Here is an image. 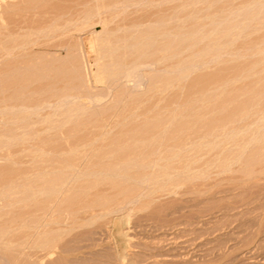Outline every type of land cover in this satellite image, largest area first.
Listing matches in <instances>:
<instances>
[{
    "label": "rangeland",
    "instance_id": "rangeland-1",
    "mask_svg": "<svg viewBox=\"0 0 264 264\" xmlns=\"http://www.w3.org/2000/svg\"><path fill=\"white\" fill-rule=\"evenodd\" d=\"M19 1L20 0H0V40L3 39L6 41V35L14 30L20 34V36L16 37L15 41L11 43L13 47L11 53L7 54L4 50L0 51V64L12 57H16V59H24L23 61L18 60V62H16L17 66L23 67L25 65L24 61L28 57L33 58V56H36L40 59H47L64 55L65 49L61 50L63 47H60V45L63 44V42L67 43L66 40H68V43H73V52L76 57L78 55L77 58L80 64L79 70L81 77L88 86L81 87L79 91L81 90L80 92H83L82 94L101 91L100 93H102V97L98 101L96 100L92 102L83 99L81 102H78L79 105H76L77 103L74 102L75 106L80 108L75 111L77 114L79 113V115L69 110L67 111L72 112L73 115L66 114V111L65 113H60V115H49L52 112V108L50 107V109L46 107L31 113L20 111L15 108L13 112L5 113V108L0 107V134L14 137H12L13 139L11 140H7L5 136L0 135V169H9L13 172H27L26 174L27 176H30L31 181L37 182V165H44V158H53L52 155H49L50 153L47 155L46 153L38 154L34 149V147L39 145L40 139L47 141L50 138V142H48V140L47 145H45L47 149H51L52 147L54 149L66 148L67 143L65 140L68 133L75 132L73 138L76 139L83 137L82 142L94 140L93 142L91 141V143L84 145V148L79 146V150L76 153H79V151L80 154L86 153V151L89 153L88 151L90 150L92 151H90V153H93L95 150L93 148H96V145L98 148L101 147L100 149L104 148V145L108 143L109 139L115 136V134L117 135L120 129L125 126L136 125L138 122L140 123V121L143 120L142 117L152 118L151 116L155 115L157 118H160L161 122L164 121V124L168 125L169 121H167V117H170L173 112L181 111L179 106L176 108V104L181 103L186 98L190 100L189 107L191 106L192 110L189 107L187 110H184L190 112V123L192 127L196 129L195 132L191 134L190 138L191 140L194 139V142L198 144L196 146L194 143V147H192L189 152L180 151V154L182 152L191 154V151L194 153L195 150L198 149L197 151H199L198 153H200V157L198 156L199 154H196L197 152H195L196 155L194 158L199 157V159L195 160V162L191 161L189 165L190 168L188 169V171L191 170L190 172L180 169L183 165V160H181L182 162H179V160H173L171 163L167 162L166 165L168 164L167 167H170L169 170H171L172 167L174 168V166L179 169H172L169 173L170 175L165 174V177H158L155 184L148 180L140 181L134 178L129 179L130 176L132 177L141 173H146V169L151 170L153 166H150L151 168L148 166L147 168H141L139 165H132V167L128 166L126 169L124 168V171L126 170L125 172L129 176L122 173L124 177L122 174L115 175L113 172L108 173V175L103 173L97 175L78 173V175L73 172L74 175L69 173V176H67V171L70 172L71 168L70 170L66 169L64 171V174H66L64 177L62 175V179L65 178V183L70 182L64 185V189L71 188L72 190H67L69 193L65 191L67 193L64 192V195L68 196L72 193H77L76 195L79 196L74 204L70 206V210H73L71 211L73 212V216L70 215L72 214L71 212L62 211V213H58V215H60L59 218L54 219L55 215H57L56 210H50V214L47 218L50 220L45 227H41L48 235H50L49 232L52 233L50 242L45 244L36 245V243L33 242L42 235V232H40L42 231L41 228L23 225L16 226V224H14L16 222L31 223L39 217L41 214L39 210L33 211V209H30L36 208L34 202L37 200L36 198H41L42 194L40 195L38 192L35 193L36 195H31L29 192L30 195H28V191H30L26 190L30 189L28 186H24L26 194L17 193L15 191H13L15 194L12 192L9 193L10 191H4L3 193L0 192V206L2 205L3 207V209H0V212L2 213H0V222L2 219L3 222L7 219L5 222L7 224L11 223L8 224L9 226L14 225V230L10 227L11 229L9 231L7 230L0 238V264H10L8 263V260L4 259L7 256L5 252L6 250H15V239L17 237L24 239L22 240L24 241L22 246L27 243L29 245V248L28 245H26V247L23 246L24 248L20 246L22 253H17L18 258H23L21 261H24L25 258V264H264V116L258 121L259 124L258 122L257 124L252 123L253 126L251 124V126L249 125L251 128L247 129H245V127L249 122L247 124L245 123V120H247L246 118H248L247 121H251L249 120L250 117H247L248 114L246 117L244 116L245 118L237 117L236 119V116H234L233 122H235V120H238L239 122L237 123L236 121L233 123L230 121L226 123L224 132H226L227 129H235L234 131H236V128L239 129L240 126L244 128L238 133L225 134L226 136L217 135L221 130L217 131V129H215V131L211 129L213 127L212 123H214L216 119L222 118V115L228 111L235 110L244 99L251 97L252 94H249L250 91L252 93L257 91L255 94H258V96H256V99L258 100L254 102L255 106H252V102V104L248 102V109L251 108V111H264L262 109L264 105V92H262L264 88V82H262L264 81V0H125V2L123 0H52V2L56 3L59 7V12H47L34 15L26 14L22 16V18L29 23V26L26 28H18L17 30L12 25V19L17 16L12 13L8 6ZM85 12L89 14L91 13L90 16L87 17L88 19L86 17L83 18ZM145 14H151L149 16L150 20L153 19L152 15L155 17L154 20L156 23L154 20L151 22L152 24L154 22L155 25L159 23V25L157 24L158 27L156 26V28H158V30L156 29L157 31L162 30L163 26L164 30L169 29L172 31L168 32V30H166L169 35L164 34L166 33L164 31V33L162 32L164 35L159 33L161 31L156 34L154 33L155 36H157L158 33L159 35L155 37V39H152L151 42L155 40L152 46H162L170 39L173 41L177 40L179 42V44H177L179 47L177 46L176 50L179 49L180 51L175 50L178 53L175 52V56H172L171 58L169 57L168 60H166L167 58H162L165 60H161L162 62L158 61L159 64L155 63V69L158 68L157 71L154 69L157 75H152V65L143 66L136 70L138 76H134L133 79H130L129 81H126L123 78L119 79L116 84H112V87H109L107 90V82L110 83L112 79L101 74V72L97 70L96 65L97 62H100L98 59L99 57L102 61L107 60L108 57L106 56H111L106 55L103 57L104 54H101L102 52L104 53L105 50L101 49L103 48L102 46H106L103 40L108 39L105 40L107 43V41L112 39L109 44L107 43L109 46L115 41L117 34L120 35L123 33V31H121L123 29L118 26L128 21L131 17H137L139 15L140 17H137L139 19ZM183 14L186 16L184 17ZM166 15L169 18L166 17ZM171 17H173V20ZM73 18L74 21L71 22L73 23L72 27L69 19L73 20ZM65 20L69 22L65 23ZM149 22L145 21L144 23L146 25H151ZM51 23H54L53 25H55V27H50ZM60 25L63 28H61ZM155 25H152L151 28L148 27V29H152L153 32H156L153 29ZM181 25L182 28L180 27ZM46 26L49 28H46ZM56 27L60 29H57ZM145 27V25L141 26L139 32H142L141 34L143 36V32L146 31L147 36L152 38V30L150 32L151 35H149L148 30H143L146 29ZM135 28L136 27L132 29L134 30ZM116 29L118 30L116 31ZM200 30H202L201 33ZM47 31L50 32L47 33ZM58 31H63L61 34H65L63 36L61 34L58 35ZM64 31L68 33L66 34ZM134 31L136 32V29ZM187 31L188 35L186 34V36L191 37H188V39L185 38V42V40L180 38ZM193 31L196 35L193 34ZM197 31L199 33H197ZM135 32L134 34H136ZM139 32H137L138 38L140 35ZM23 34L25 35L23 36ZM55 35L58 36L56 37ZM136 36L133 40L136 39ZM142 36L140 37L142 38ZM131 39L132 38L130 37L129 40ZM143 39L138 40L143 41ZM56 41H58L59 46L54 44L57 43ZM144 42L145 43L142 44H145L146 46V43L148 42L145 39ZM138 43L140 42L138 41ZM150 43H148V45ZM6 44L9 45L8 42H6ZM76 45H79V47L77 46L79 49ZM184 45H186V47ZM189 45V49H185L188 48L187 46ZM182 46L185 48L183 49ZM107 47L106 51L108 53L109 49ZM204 47L206 49L210 47L213 48L214 50L211 48L208 50L211 52L214 51L216 54L211 52L208 53ZM53 49L56 50L54 51ZM122 49L123 47L117 50L119 51ZM163 51L164 50H162L161 53L159 52L158 55L162 54ZM166 52L167 51L164 53ZM110 53L111 52L108 54ZM194 54L196 55L194 56ZM201 54L204 55L201 56ZM101 55L103 56L101 57ZM150 57H153V55H150L149 58ZM38 58H36L37 61ZM177 63L178 68L181 66H189V69L187 68L188 70L186 69L185 71L186 74L184 72L180 73L182 71L178 72L177 69L174 68ZM172 64L175 66H172ZM170 65L172 66L174 73H172L173 71L170 69L169 72H166L167 76H165V66L169 68L171 67ZM252 65L255 67L252 68ZM163 68L164 71L162 73ZM239 69L242 70L239 71ZM241 72L242 74L247 73V76L245 74L242 76ZM150 76H155L157 78L160 76L161 78L171 77L172 81L170 80V85V81L167 82L168 86L167 84L162 83V81L161 86L164 84V87L159 85V81L157 82V86L159 85L160 87L158 86L156 91L146 92L143 94L144 96H141L140 94L143 86L146 84L147 78H151ZM213 78H216V80L219 78H225V80L228 79V81L226 80V83L221 86L219 85L220 83L215 84L212 82ZM259 78L262 81L259 80ZM197 80L201 81L197 82ZM39 82L41 83L43 81L40 79V81L27 84L21 98H26L27 95H30V89L36 87ZM133 83L134 85L141 84L139 86H134ZM122 85L130 88L133 92H140L137 96H133V101H131V97L129 96L122 100L125 104L128 102L127 105H129L130 102H132L131 104L134 102V104H136L139 101L135 108H131L132 105H130L126 106L128 109H126L127 111L122 109L123 111H121L120 115L122 118L124 116V120L120 116L117 118V116L111 115L112 118L108 117L107 121H109H106L107 125L106 122H104L101 124L103 126L101 128V125H97L96 127V125L91 126L88 124L82 127L81 130H74V132L71 131L78 122L80 123L88 118H92L94 114L91 112L96 113L103 109L111 110L109 107L123 105L121 104V100H118L117 98L116 101L115 97L113 99L111 97L112 90L117 87L120 88ZM249 85L250 87H248ZM214 87H216V89ZM219 88L223 90L221 93V89ZM258 88L260 89L258 90ZM86 91L88 93H86ZM259 93H262L261 97L259 96ZM201 99L204 100L202 101ZM206 99H208V102H206ZM23 100L26 101L25 99ZM113 100H115V102ZM170 100H174L172 101V104L169 103ZM198 100L199 104L197 102ZM218 101H225V107L217 108V105L215 104L218 103ZM246 101H248V99ZM88 102H90V104ZM112 102L114 103L112 104ZM116 102H118L119 105H117ZM82 105H84L86 109ZM148 105L150 106L148 107ZM82 107L84 109H82ZM128 107L130 110H136H131L129 112ZM168 107H170V109H168ZM184 110L182 113L185 112ZM250 110H248L249 113L251 112ZM131 112L133 114H131ZM194 112L197 113H195V115L199 114V118L196 120H194L196 117L194 116ZM262 113L264 114V112ZM43 114L48 115V117L46 116V118L43 119V117H45ZM66 115H68V117H66ZM251 115L253 116V114ZM252 116L250 119H252ZM62 118L64 119V122ZM174 118L175 119H172L173 121L175 120L174 122L184 120L183 116L180 114L174 116ZM242 119L244 121H242ZM47 121L48 125L46 123ZM59 121H62V123H59ZM55 125L58 126V128ZM201 126H203L205 130H203ZM229 127L231 128L229 129ZM208 130L210 131V134L208 133V136L205 137L206 143L203 142L202 144H199L200 141H204L205 139H197L198 141L200 140L198 142L195 140V137ZM250 130H252V132ZM261 132L263 134H259ZM59 133H61V135H59ZM85 135L87 136L85 137ZM63 138H65V140ZM68 138V141L74 140H72V137ZM91 144L93 146H91ZM256 149L259 150L260 153ZM95 151H97V148ZM112 156L114 155H109L108 159L107 157H103L102 161L105 159V161H109ZM257 156L260 158L258 159ZM82 157L84 159H82ZM82 157H80V161L78 160V165L76 166L78 170L81 169L86 162V158L84 156ZM162 163L164 164V162L160 160L157 165L154 164L153 168L156 170L159 167L157 170H161L162 167L160 165ZM121 165L117 166L120 167ZM47 168L49 169V167ZM137 169H144L145 171L139 170V172ZM247 169L249 171H246ZM147 172H149V170ZM167 175H169V177ZM34 176L36 177V180H34ZM86 176H89L90 178H86ZM109 178L123 183V185L132 190L130 189V193L128 192L129 194L118 193L116 188L112 189V187L106 183L105 180H108ZM94 179L97 181H94L97 183L94 184L95 187L90 185L92 184L90 180L93 181ZM66 185L68 187H66ZM89 185L90 187H88ZM5 192L8 193L5 195ZM83 192H85V196L82 195ZM25 195H28L29 198L28 196L26 198ZM104 195L106 197L109 196L105 202L104 200H100L101 198L103 199L102 196ZM2 196L5 197L3 198ZM24 196L25 198L22 200V203L24 201L23 204H8L10 200L19 197L22 198ZM52 196H50V198H52ZM90 197L92 200L94 199L97 201L93 202ZM5 200L6 202H4ZM7 200L9 201L7 202ZM98 200H100V202L103 201L104 204L102 205ZM85 202H91V205H88L87 207L86 205L88 203L86 204ZM7 204L10 208H7ZM92 204H99V207H91ZM101 205L105 208L101 209ZM11 211L13 213H10ZM32 214H35L33 216H36V218L33 217L34 219H32ZM29 220L32 221L30 222ZM34 229H36V231ZM32 230L35 231V233ZM26 235H31L33 237L31 239L34 240L32 241L28 238L30 236L27 237L28 241L25 240L27 239ZM11 240H13V242H11ZM29 242H31V246ZM22 249L25 250V253ZM2 252L4 253V256ZM23 253L25 254V257ZM1 257L3 260H1ZM21 261L19 260L18 263ZM23 261L20 264H23Z\"/></svg>",
    "mask_w": 264,
    "mask_h": 264
},
{
    "label": "bare ground",
    "instance_id": "bare-ground-1",
    "mask_svg": "<svg viewBox=\"0 0 264 264\" xmlns=\"http://www.w3.org/2000/svg\"><path fill=\"white\" fill-rule=\"evenodd\" d=\"M122 1V0H121ZM124 2H125V0H123ZM123 2V3H124ZM188 3V2H187ZM138 4V3H137ZM184 4V3H183ZM127 5V4H126ZM136 5V4H135ZM139 5V4H138ZM180 6V5H179ZM186 6H187V4H186ZM185 6V7H186ZM184 7V6H183ZM8 8H10V10L12 11V13L13 14H15L17 17L16 18H14V19H12V25L18 30V28H26L27 26H29V23H27V21H25V20H23V18H22V16H24V15H26V14H30V15H34V14H44V13H47V12H55V13H57V12H59V7L57 6V4L56 3H54V2H52V0H20L19 2H17V3H15V4H12V5H9L8 6ZM174 8V7H173ZM170 9V8H169ZM184 9V8H183ZM174 12V11H173ZM172 12V13H173ZM179 12V11H178ZM188 12V11H187ZM91 14V13H90ZM90 14L89 13H86L85 12V14L83 15V18L84 17H89L90 16ZM169 14H170V12H169ZM178 14V13H177ZM151 14H148V15H143L142 16V18H137V17H131L130 19H128V21H126L125 23H123L122 25H120V26H118V27H120V28H122L123 30H121V31H123V33H121L120 35H116V38H115V41L113 42V43H111L110 45H111V47H110V45L108 46V44H109V42H111L112 41V39H110V41H107V43H106V41L105 40H108V39H104L103 41H104V43H105V45L106 46H102V43H101V46L103 47V48H101V49H105L104 50V53L102 52L101 54H104V56L103 55H101V57L103 56V57H105L106 55H111V56H106V57H108L107 58V60H102L101 61V59H100V57L98 58L99 59V61L100 62H97L96 63V65H97V70L99 71V72H101V74H104L106 77H108L109 79L111 78L112 79V81L109 83V82H107V90L109 89V87L111 88L112 87V84H116V82L119 80V79H125L126 81H129L130 79H133V77L134 76H138V72L136 71L138 68H140V67H143V66H149V65H152L153 66V68H152V70H153V73H152V75L153 74H155V75H157V73H156V71L158 70V68L157 69H155V63L157 64H159V62L158 61H164L166 58V60H168V58L170 57H172V56H175L174 55V53L176 52V51H178V50H176V48H177V46L179 47V45H177V44H179V42L176 40V41H173V40H168L167 42H165L162 46L160 45H158V46H155V47H153L152 46V44H153V42H155V40H153V42H151L152 41V39L154 38L155 39V37H157L158 35H159V33H161L162 35H164V34H167V35H169L168 33H167V31L166 30H168V32H172V31H170L169 29H163L164 28V26H163V28H162V30H159V31H161V32H159V31H157L158 30V28H156V26H157V24L159 25V23H157L156 25L154 24V22H155V20H154V18L155 17H153V15H152V20H154V22H153V24H152V20H150L149 19V16H150ZM174 15V14H173ZM172 15V16H173ZM184 15V17L186 16L185 14H183ZM170 16V15H169ZM188 16V15H187ZM140 17V16H139ZM166 17H168L167 15H166ZM165 17V18H166ZM173 17H175V16H173ZM173 17H171V19L173 18ZM192 17V16H191ZM59 18V17H58ZM151 18V17H150ZM157 18V17H156ZM169 18V17H168ZM176 18V17H175ZM66 19V18H65ZM88 19V18H87ZM158 19H159V17H158ZM164 19V18H163ZM70 20V23L71 22H73L74 21V18H73V20L72 19H69ZM76 20V19H75ZM149 20H150V22H149ZM166 20V19H165ZM164 20V21H165ZM173 20V19H172ZM179 20V19H178ZM182 20V19H181ZM66 22L65 23H67V22H69V21H67V20H65ZM87 21V20H86ZM145 21H147V22H149V23H151V25L149 24V25H146L144 22ZM168 21V20H167ZM176 21V20H175ZM159 22V21H158ZM170 22V21H169ZM64 23V22H63ZM62 23V24H63ZM74 23H76V22H74ZM156 23V22H155ZM163 23V22H162ZM182 23V22H181ZM52 24V23H51ZM50 24V27L51 26H54L55 27V25H51ZM73 23H71V25H72ZM143 24V25H142ZM68 25V24H67ZM70 25V24H69ZM70 25V26H71ZM146 26L145 28L146 29H143V30H148V32H149V35H151L152 36V38L150 37V36H147V32L145 33V32H143V36H142V32L140 33L139 31H140V29L139 28H141V26ZM152 25H155V27L153 28L156 32H153V30L152 29H148V27H152ZM162 25V24H161ZM160 25V26H161ZM165 25H166V22H165ZM58 26V25H57ZM61 26V25H60ZM63 26L65 27V25L63 24ZM48 26H46V28H47ZM54 27H53V29H54ZM59 27V26H58ZM58 27H56L57 29H60V28H58ZM72 27H73V25H72ZM134 27H136L135 29H136V32L132 29V28H134ZM158 27V26H157ZM181 28H182V25L180 26ZM49 28V27H48ZM61 28H63L62 26H61ZM69 28V27H68ZM102 28V27H101ZM129 28H130V30H129ZM165 28H166V26H165ZM56 29V30H57ZM66 29V28H65ZM71 29V28H70ZM157 29V30H156ZM47 30V29H46ZM49 30V29H48ZM64 30V29H63ZM118 29H116V31H117ZM138 30V31H137ZM142 30V31H143ZM151 30H152V33L150 34V32H151ZM173 30V29H172ZM181 30V29H180ZM185 30H186V28H185ZM198 30V29H197ZM54 31V30H53ZM166 32V33H164V32ZM184 31V30H183ZM199 31V30H198ZM197 31V33H199ZM201 31L202 30H200V33H201ZM50 31H47V33H49ZM63 31H61V32H59L58 31V35L59 34H61ZM64 32H66V31H64ZM68 32H69V29H68ZM68 32H66V34L68 33ZM134 32L136 33V34H134ZM137 32H139V38H138V35H137ZM157 32H159L158 34H157V36H155V34L157 33ZM164 34H163V33ZM194 32V31H193ZM155 33V34H154ZM184 33V32H183ZM182 33V34H183ZM189 33H190V31H189ZM45 34V33H44ZM57 34V33H56ZM65 33H63V34H61L62 36L64 35ZM146 34V35H145ZM186 34L188 35V31L187 32H185V34H183L182 35V37H181V35H180V39H183V40H185V42H186V39L185 38H187L188 39V37H191V36H186ZM191 34H192V32H191ZM194 35H196L195 34V32L193 33ZM203 34V33H202ZM25 34H23V36H24ZM51 35V34H50ZM57 35V36H58ZM60 35V36H61ZM137 35V36H136ZM178 35V34H177ZM190 35V34H189ZM198 35V34H197ZM7 40L6 41H4L3 39V41L2 40H0V51L1 50H4V52L5 53H11L12 52V49H13V47H12V45H11V43L13 42V41H15V38L16 37H18V36H20V34L19 33H17V31H11V32H9L7 35ZM56 36V35H55ZM56 36V37H57ZM135 36H136V39L135 40H133L134 38H135ZM140 36H142V38L140 37ZM145 36H146V38H145ZM154 36V37H153ZM172 36V35H171ZM199 36H201V35H199ZM205 36H206V34H205ZM208 36V35H207ZM52 37H53V35H52ZM115 37V36H114ZM132 38L131 40H129V38ZM184 37V38H183ZM192 37H194V36H192ZM55 38V37H54ZM148 42V43H150L149 45H148V43H146V46H145V44H142V43H145L144 42V39ZM149 38V39H148ZM162 38H163V36H162ZM171 38V37H170ZM178 38V37H177ZM203 38H204V36H203ZM52 39V38H51ZM138 39H143V41H141V40H138ZM148 39V40H147ZM151 39V40H150ZM160 39H161V37H160ZM169 39V38H168ZM200 39H201V37H200ZM50 40V39H49ZM48 40V41H49ZM136 40H138L140 43H138V41H136ZM150 40V41H149ZM167 40V39H166ZM67 41V43H64L63 42V44H61L60 45V47H63V48H61V50H64L65 49V54L64 55H59V56H57V57H50V58H47V59H40V58H38V57H36V56H33V58L32 57H28L24 62H25V65L23 66V67H19V66H17L16 65V62H18V60L19 61H21L22 59H16V57H12L11 59H8L7 61H5V62H1V64H0V107H2V108H5V113H10V112H13V110H15V108L16 109H19L20 111H26V112H28V113H31V112H35V111H38V110H41V109H43V108H48V109H50V108H52V112L49 114V115H56V114H59L60 115V113H65V111H66V114H68V115H73V113H76L75 111L77 110V109H80L79 107H77V106H75V103H77L76 105H79L78 104V102L80 101L81 102V100H83V99H85L86 101H90V102H92V101H98L101 97H102V93H100L99 91H94V92H92V93H88L87 91H86V93H88V94H82L80 91H79V89H81V87H88L86 84L87 83H85V81H84V79H82V77H81V73H80V64H79V60H78V55H77V57H76V55L74 54V52H73V43L71 44V42L70 43H68V40H66ZM65 41V42H66ZM135 41V42H134ZM161 41H163V40H161ZM6 42H8L9 43V45L8 44H6ZM57 43H54V44H57L58 45V41H56ZM61 42V41H60ZM104 43H103V45H104ZM181 43V42H180ZM52 44V43H51ZM76 44V43H75ZM140 44H142V45H144V46H142V45H140ZM148 45V46H147ZM208 45V44H207ZM49 46V45H48ZM56 46V45H55ZM59 46V45H58ZM79 47V45H76V47ZM108 46V47H107ZM129 46H130V48H129ZM132 46V47H131ZM185 47H186V45H184ZM77 47V48H78ZM106 47L110 50H108V53L109 52H111L110 54H108L107 53V51H106ZM123 47V49L122 50H117V49H121ZM181 47V46H180ZM184 47V48H185ZM188 48H185V49H189V47H190V45L189 46H187ZM205 47H206V45H205ZM204 47V49H206ZM209 47V46H208ZM51 48V47H50ZM57 48H59V47H57ZM132 48V49H131ZM182 48H183V46H182ZM183 48V49H184ZM211 48V47H210ZM210 48H207L206 50L208 51V53L209 52H211V51H209L208 49H210ZM75 49V48H74ZM79 49V48H78ZM134 49V50H133ZM181 49V48H180ZM212 50H214L213 48H211ZM54 50V49H53ZM56 50V49H55ZM54 50V51H55ZM162 50H164L163 52H162V54H160V55H158L159 54V52L161 53V51ZM176 50V51H175ZM182 50V49H181ZM59 51H60V49H59ZM165 51H167L166 53H164ZM180 51V50H179ZM202 51V50H201ZM262 51V50H261ZM58 52V51H57ZM199 52V51H198ZM197 52V53H198ZM219 52V51H218ZM217 52V53H218ZM251 52V51H250ZM263 52H264V50H263ZM262 52V53H263ZM76 53V52H75ZM177 53V52H176ZM195 53V52H194ZM202 53V52H201ZM205 53V52H204ZM211 53H214V51H212ZM1 54V53H0ZM59 54V53H58ZM178 54V53H177ZM182 54H184V53H182ZM206 54V53H205ZM214 54H216V53H214ZM150 55H153V57H150L149 58V56ZM196 54H194V56H195ZM198 55V54H197ZM202 55H204V54H201V56ZM207 55V54H206ZM212 55V54H211ZM51 56H53V55H51ZM200 56V55H199ZM81 57H82V54H81ZM182 57V56H181ZM187 57V56H186ZM36 58H38V61L36 60ZM149 58V59H148ZM162 58H165V59H162ZM186 59H188V58H186ZM24 60V59H23ZM22 60V61H23ZM82 60V59H81ZM184 60V59H183ZM161 61V62H162ZM188 61V60H187ZM83 62V61H82ZM168 62V61H167ZM189 62H190V60H189ZM189 62H188V64H189ZM256 62V61H255ZM180 63V62H179ZM162 64V63H161ZM182 64V63H181ZM187 64V63H186ZM81 65L83 66V64L81 63ZM168 65V64H167ZM183 65V64H182ZM255 65V64H254ZM28 66H31V67H28ZM159 66V65H158ZM169 66V65H168ZM171 66V65H170ZM172 66H175V65H173L172 64ZM172 66L171 67H167V66H165L166 67V71H165V73L166 72H169V70L171 69V71H173L172 69ZM178 66V63L176 64V67H174V68H176L177 69V71L179 72V71H182V72H180V73H185V71H186V69L189 67V66H187V67H185V66H181V67H177ZM26 67V68H25ZM164 67V68H165ZM251 67V66H250ZM253 67H255V66H253L252 65V68ZM31 68V69H30ZM160 68V67H159ZM162 68V67H161ZM164 68H163V70H162V73H163V71H164ZM82 69V68H81ZM156 71H155V70ZM168 69V70H167ZM189 69V68H188ZM187 69V70H188ZM248 69V68H247ZM240 70H242V69H239V71ZM97 71V72H98ZM154 71H155V73H154ZM176 71V70H175ZM250 71H251V69H250ZM82 72V71H81ZM190 72V71H189ZM247 72V71H246ZM252 72V71H251ZM172 73H174V71L172 72ZM248 73V72H247ZM246 73V74H247ZM250 73V72H249ZM253 73V72H252ZM261 73H262V71H261ZM130 74V75H129ZM186 74V73H185ZM241 74H242V72H241ZM243 74H245V73H243ZM242 74V76H244ZM245 74V75H246ZM99 75V74H98ZM159 75V74H158ZM179 75V74H178ZM263 75V74H262ZM165 76H167V73H166V75ZM247 76V75H246ZM250 76V75H249ZM151 77V76H150ZM164 77V76H163ZM182 77V76H181ZM238 77V76H237ZM262 77V76H261ZM84 78H85V75H84ZM171 77H164V78H161V76L160 77H155V76H152L151 78H147V81H146V84L143 86V89H142V91H141V96L143 95V94H145L146 92H150V91H156V89H158V86L160 85L161 86V84L162 83H165V84H167V86H168V81H172V78L170 79ZM186 78V77H185ZM239 78V77H238ZM40 79L43 81V82H39V84L37 83V85H36V87H34V88H32V89H30V91H29V93H30V95H27V97L26 98H21V96H22V94H23V92H24V89L27 87V84H29V83H32V82H36V81H40ZM174 80V79H173ZM227 81H228V79H226ZM226 80H225V78H219V79H217L216 80V78H213V80H212V82H214L215 84H217V83H220L219 85H221L222 86V84H224V83H226ZM233 80V79H232ZM239 80V79H238ZM254 80H256V79H254ZM259 80H261L260 78H259ZM263 80H264V77H263ZM160 81V84L157 86V82H159ZM163 81V82H162ZM171 81L169 82V85H170V83H171ZM199 81H201V80H197V82H199ZM231 81V80H230ZM262 81V80H261ZM162 82V83H161ZM235 82V81H234ZM262 82H264V81H262ZM141 83H139V84H135L136 86H139ZM251 84V83H250ZM255 84H256V82H255ZM260 84V83H259ZM111 85V86H110ZM133 85H134V83H133ZM134 85V86H135ZM164 85V84H163ZM162 85V86H163ZM248 85V84H247ZM253 85H254V83H253ZM252 85V86H253ZM159 86V87H160ZM161 86V87H162ZM166 86V85H165ZM256 86V85H255ZM257 86H258V83H257ZM261 86V85H260ZM164 87V86H163ZM217 87V86H216ZM216 87H214L215 89H216ZM247 87V86H246ZM248 87H250V85L248 86ZM247 87V88H248ZM254 87V86H253ZM252 87V88H253ZM166 88V87H165ZM223 88V87H222ZM246 88V89H247ZM84 89V88H83ZM86 89V88H85ZM219 89H221V88H219ZM245 89V90H246ZM260 88H258V90H259ZM234 90V89H233ZM244 90V91H245ZM249 90V89H248ZM253 90H256V89H253ZM113 92H112V94H111V97H112V99L115 97L116 98V101H117V98H118V100H121V104H123V105H120V106H112V107H109L111 110H106V109H103V110H99V112L97 111L96 113H93V112H91L92 114H94V116L92 117V118H88V119H86V120H84V121H82V122H78L77 123V125L74 127V128H72L71 129V131H73L74 132V130L76 131V130H81V128L82 127H84V126H86V125H88V124H90L91 126H95L96 125V127H97V125H101V124H103L104 122H106L107 121V119H108V117H111L112 118V116L114 115V116H117V118H118V116H120L121 118H122V116L120 115V113H121V111H123L122 109H125V111H127L128 109L126 108V106H130V105H132V107L131 108H135V107H137L136 105H137V103L139 102H137L136 104H131L132 102H130L129 100V102H130V104L129 105H127L128 104V102H127V104H125V103H123V99L126 97L127 98V96H129V97H131V101H133L132 100V98H133V96H137L140 92H133L130 88H127V87H124V85H122V87H120V88H115L114 90H112ZM162 91H164V90H162ZM223 90L221 89L220 90V93L222 92ZM239 91V90H238ZM242 91H243V89H242ZM260 91H262V90H260ZM157 92H159V91H157ZM241 92V91H240ZM256 93H257V91H255ZM255 92H251L250 91V93L249 94H252V96L251 95H249V96H251V97H247V99H248V101H246L247 99H244V101L242 102V103H238L239 105H238V107L237 108H235V110H233V111H228V112H226L224 115H222V118H219V119H216L215 120V122L214 123H212V125H213V127L211 128L212 130H215V129H217V131L218 130H221V132L219 133V134H217V135H224V136H226L225 134H234V133H238V132H240V130L242 131V129L244 128V127H242V126H240V128L239 129H237L236 128V131H234V130H231L230 128L231 127H229V129L230 130H228L227 129V131L226 132H224V128H225V126H226V123H228V122H233V120H234V116H236V119H237V117H246V115L248 114V116L247 117H250L251 118V114H253V116H252V119H250L249 118V120H251V121H247L248 120V118H246L247 120H245V123L247 124L248 122V124L246 125V127H245V129H247V128H251L250 126H251V124L252 123H256L257 124V122L259 121V120H261L262 119V117L264 116V114L262 113V112H264V111H262V112H260V110H253V111H251L250 109H248V107L249 106H247L248 105V102L249 103H251L252 104V106H255L254 105V102H256L258 99H256V96H258V94H255ZM259 92V91H258ZM262 92H264V88H263V91ZM105 93H107V92H105ZM108 93H110V92H108ZM232 93H234V92H232ZM158 94V93H157ZM236 94V93H235ZM261 94L262 93H259V96L261 97ZM106 95V94H105ZM139 95V96H140ZM148 95V94H147ZM155 95V94H154ZM203 95V94H202ZM234 95V94H233ZM232 95V96H233ZM238 95H239V93H238ZM238 95H236V96H238ZM247 95V94H246ZM144 96V95H143ZM179 96V95H178ZM263 96V95H262ZM147 97V96H146ZM145 97V98H146ZM153 97V96H152ZM187 97V96H186ZM185 97V98H186ZM239 97V96H238ZM245 97V96H244ZM135 98V97H134ZM139 98V97H138ZM137 98V99H138ZM144 98V97H143ZM142 98V99H143ZM233 98V97H232ZM231 98V99H232ZM235 98V97H234ZM23 99H25L26 101H24ZM77 99V100H76ZM192 99V98H191ZM197 99V98H196ZM199 99V98H198ZM220 99V98H219ZM240 99V98H239ZM75 100V101H74ZM147 100V99H146ZM195 100V99H194ZM202 100V99H201ZM204 100V99H203ZM202 100V101H203ZM207 101L206 102H208V99H206ZM241 100V99H240ZM114 102H115V100H113ZM142 101V100H141ZM145 101V100H144ZM172 101H174V100H170L169 101V103H173ZM234 101V100H233ZM232 101V102H233ZM259 101H260V99H259ZM263 101V100H262ZM9 102V103H8ZM75 102V103H74ZM83 102V101H82ZM90 102H88L89 104H90ZM114 102H112V104L114 103ZM198 102V104H199V100L197 101ZM201 102V101H200ZM214 102V101H213ZM228 102V101H227ZM232 102H230V103H232ZM84 103H86V102H84ZM117 103V105H119L118 104V102H116ZM215 103V102H214ZM214 103H213V105H214ZM6 104V105H5ZM82 104V103H81ZM111 104V105H112ZM143 104V103H142ZM153 104V103H152ZM155 104V103H154ZM174 104H175V102H174ZM173 104V105H174ZM178 104V103H177ZM176 104V108H178V106H179V108L181 109V111H177V112H173V113H171V116L169 117L168 115H167V113L168 112H170V111H168L167 113H166V115L168 116L167 118H168V120L167 121H169V123H168V125H166V124H164V121L163 122H161L160 121V118H157L155 115V117L154 116H151L152 118H147V117H142L143 118V120H141L140 121V123L138 122V124H136V125H130V126H125V127H123L122 129H120L119 130V133H117V135L115 134V136H113V137H111L110 139H109V141H108V143L106 144V145H104L105 147L104 148H102V149H100V148H98L97 147V145H96V148H97V151H95L96 150V148H93V149H95L94 150V152L93 153H90V151H88L89 153H87V151H86V153H81L80 154V151H79V153H76V152H78V147L79 146H84V145H86L87 143L89 144V143H91V141L92 140H88L87 142L86 141H83L82 142V138H73L74 137V133H68V136H67V138L68 137H72V140L73 141H68L69 140V138L67 139L66 138V140H65V138H63L64 140H65V142L67 143V147L66 148H58V149H54L53 147L51 148V149H47L46 147H45V145H47V141L50 139H48L47 141L46 140H44V139H40L39 140V145L38 146H36V147H34V149L37 151V153L39 154V153H46V155L47 154H49V155H52V157L53 158H44L43 159V162L45 163L44 165H42V166H38L37 165V168H36V171H37V182H34V181H31V179H30V176H27V172L25 173L24 171H18V172H13V171H10L9 169H0V192H4V191H10L9 193H13V191H15V192H17V193H25V187L24 186H28V188H30V189H26L27 191L28 190H30V191H28V195H36L35 193H40V195L42 194V197L41 198H36L37 200H35V202H34V206L36 207L35 209L34 208H31L30 210H32L33 209V211H40V215H39V217H37V219H35V220H33V222H31L30 220V222L31 223H20V222H16V223H14V224H16V226H21V225H23V226H29V227H35V228H41L42 226L43 227H45V225L48 223V221L50 220V219H47L48 218V215L50 214V210H53V211H55L56 210V213H57V215H55V217H54V219H58L59 218V216L60 215H58V213H62V211L64 212V211H67V212H71V211H73L72 209L70 210V206L72 205V204H74V202L77 200V197L79 196H77L76 194H74V193H72V194H70V195H68V196H66V195H64V192L65 191H67V190H72L71 188L70 189H64V185L65 184H67V183H69V182H67V183H65V181L66 180H64V179H62V175H63V177L65 176V174H64V171L66 170V169H69L70 170V168H71V170H70V172H68L67 171V176H69V173H71L72 175H74V173L73 172H75V173H83V174H94V175H97V174H99V173H103V174H106V175H108V173H110V172H113V173H115V175L117 174V175H120V174H125V175H127V173L124 171V168L126 169L128 166H131L132 167V165H139V167H146L147 168V166L148 167H150V166H153L154 167V164L155 165H157V163H159V161L160 160H162L163 162H164V164L162 163L160 166L162 167V169L161 170H157V169H159V167L155 170V168H153L152 167V169L150 170V169H146L147 171L149 170V172H147V171H145L144 169V171L146 172V173H141V174H139V175H136V176H130L129 177V179H131V178H134V179H138V180H142V181H144V180H148V181H152L154 184H155V182H157V179H158V177H160V176H164L165 174H169L170 173V171L172 170V169H175V170H178L179 168H177V167H175L174 166V168L172 167L171 168V170H169L170 169V167L168 168L167 166H168V164L166 165V163L168 162V163H171L173 160H179V162L181 161V160H183V165L181 166V170L183 169L184 171H188V169L190 168V163H191V161H194L195 162V160H197V159H199V157H200V153H198L199 151H197V150H195V152H197L196 154H199L198 156L199 157H197V158H194V156L196 155L195 154V152L194 153H192V151H191V154H186V153H184V152H182L181 154H180V151H186V152H189L190 150H191V148L192 147H194V143H195V145L197 146V144H196V142H194V139H192L191 140V138H190V136H191V134L192 133H194L195 132V128H193L192 127V125H191V121H190V119H189V116L191 115L190 114V112H188V111H185L184 109H186L187 110V108L189 107V105H190V100H188L187 98L186 99H184V101H182L181 103H179L178 105ZM202 104V103H201ZM225 104H226V102L225 101H218V103H216L215 105H217V108H224L225 107ZM85 105V104H84ZM84 105H82V106H84ZM110 105V106H111ZM141 105V104H140ZM168 105V104H167ZM166 105V106H167ZM173 105H172V107H173ZM211 105V104H210ZM261 105V104H260ZM150 105H148V107H149ZM169 106V105H168ZM194 106V105H193ZM197 106V105H196ZM195 106V107H196ZM201 106V105H200ZM205 106V105H204ZM233 106V105H232ZM234 106H235V104H234ZM251 106V107H252ZM50 107V108H49ZM146 107V106H145ZM199 107V106H198ZM209 107V106H208ZM227 107H229V106H227ZM1 108V109H2ZM84 108H85V106H84ZM83 107H82V109H84ZM108 108V109H109ZM120 108V109H119ZM129 108V107H128ZM175 108V107H174ZM190 109H191V106L189 107ZM194 108V107H193ZM203 108V107H202ZM233 108V107H232ZM261 108V107H260ZM71 109H73V110H71ZM86 109V108H85ZM127 109V110H126ZM161 109H162V107H161ZM167 109V108H166ZM168 109H170V107H168ZM172 109V108H171ZM255 109V108H254ZM263 110H264V105H263V108H262ZM261 109V110H262ZM67 110H69V111H73V113L72 112H69V111H67ZM131 110H133V109H131ZM130 110V108H129V112L131 111ZM134 110H136V109H134ZM133 110V111H134ZM138 110V109H137ZM154 110V109H153ZM183 110L185 111L184 113H182L183 112ZM189 110V109H188ZM192 110V109H191ZM190 110V111H191ZM221 110V109H220ZM248 110H250L251 112L249 113V111ZM49 111V110H48ZM48 111H46V112H48ZM106 111H108V112H106ZM132 111V112H133ZM163 111V110H162ZM167 111V110H166ZM67 112H69V113H67ZM95 112V111H94ZM131 112V114H133ZM140 112H142V111H140ZM148 112V111H147ZM146 112V113H147ZM214 112V111H213ZM3 113V112H2ZM128 113V112H127ZM126 113V114H127ZM192 113V112H191ZM195 113L196 112H194V116H196L195 118H194V120H196V119H198L199 118V114L198 115H195ZM198 113H200V112H198ZM77 114V113H76ZM81 114V113H80ZM152 114V113H151ZM154 114V113H153ZM181 115V116H183V121H176V122H174L172 119H175L174 118V116H176V115ZM190 114V115H189ZM197 114V113H196ZM44 115V114H43ZM64 115V114H63ZM68 115H66V117H68ZM77 115H79V113L77 114ZM89 115V114H88ZM112 115V116H111ZM146 115V114H145ZM160 115H161V113H160ZM165 115V114H164ZM201 115V114H200ZM250 115V116H249ZM45 117H43V119H45L46 118V116L48 117V115H44ZM132 116H134V115H132ZM140 116V115H139ZM158 116V115H157ZM255 116V117H254ZM11 117V116H10ZM57 117V116H56ZM62 117V116H61ZM244 117V118H245ZM50 118V117H49ZM116 118V119H117ZM134 118V117H133ZM140 118V117H139ZM165 118V117H164ZM177 118V117H176ZM191 118H192V116H191ZM200 118H201V116H200ZM233 118V119H232ZM11 119H12V117H11ZM63 119V118H62ZM120 119V118H119ZM123 120H124V116H123V118H122ZM182 119V118H181ZM202 119V118H201ZM9 120H10V118H9ZM47 120V119H46ZM52 120H54V119H52ZM67 120V119H66ZM122 120V121H123ZM161 120H162V117H161ZM240 120V119H239ZM12 121V120H11ZM10 121V122H11ZM68 121H69V119H68ZM109 121V120H108ZM107 121V122H108ZM237 121V123L239 122L238 120H235V122ZM242 121H244L243 119H242ZM247 121V122H246ZM12 122H14V121H12ZM51 122V121H50ZM53 122V121H52ZM56 122V121H55ZM62 123V121H59V123ZM63 122H64V119H63ZM107 122H106V125H107ZM235 122H233V123H235ZM15 123V122H14ZM47 123V125H48V121L46 122ZM53 124V123H52ZM56 124V123H55ZM243 124V123H242ZM242 124H239V125H242ZM258 124H259V122H258ZM59 125V124H58ZM238 125V126H239ZM250 125V126H249ZM56 126V125H55ZM60 126H62V125H60ZM105 126V125H104ZM229 126V125H228ZM231 126H233V125H231ZM243 126H245V125H243ZM252 126H253V124H252ZM48 127V126H47ZM50 127V126H49ZM57 128H58V126H56ZM101 127H103L102 125L100 126V128ZM202 128H203V126H201ZM200 127V128H201ZM55 128V127H54ZM61 128V127H60ZM201 128V129H202ZM228 128V127H227ZM253 128V127H252ZM57 130V129H56ZM198 130V129H197ZM203 130H205L204 128H203ZM211 130V131H212ZM216 131V130H215ZM251 132H252V130H250ZM59 132H62V131H59ZM250 132V133H251ZM65 133V132H64ZM102 133V132H101ZM210 134V131L208 130V131H205V132H203L201 135L200 134H198L196 137H195V140L196 141H198L197 139H205V137L206 136H208L207 134ZM259 134H263L262 132L261 133H259ZM1 136H5L6 138H7V140L8 139H13L14 137L13 136H8V135H5V134H0ZM59 135H61V133H59ZM64 135V134H63ZM100 135V134H99ZM213 135H214V133H213ZM217 135H215V136H217ZM79 136V135H78ZM82 136V135H81ZM87 135H85V137H86ZM224 136H221V137H224ZM228 136V135H227ZM13 137V138H12ZM218 137V136H217ZM46 139V138H45ZM56 139V138H55ZM89 139H90V137H89ZM93 139V138H92ZM54 140V139H53ZM62 140V139H61ZM60 140V141H61ZM262 140V139H261ZM55 141V140H54ZM94 141V140H93ZM92 141V142H93ZM200 141V140H199ZM198 141V142H199ZM48 142H50V140L48 141ZM56 142V141H55ZM203 142H205L206 143V139L204 140V141H200L199 142V144H202ZM54 143V142H53ZM60 143V142H59ZM58 143V144H59ZM55 145H57V144H55ZM60 145V144H59ZM261 145V144H260ZM48 146H50V145H48ZM58 146V145H57ZM63 146V145H62ZM91 146H93L92 144H91ZM91 146H90V149H91ZM262 146H263V143H262ZM261 146V147H262ZM51 147V146H50ZM49 147V148H50ZM64 147V146H63ZM86 147V146H85ZM259 147V146H258ZM84 148V147H83ZM81 149V148H80ZM253 149V148H252ZM262 149V148H261ZM50 150V151H49ZM89 150V149H88ZM257 150V149H256ZM264 150V149H263ZM33 151V150H32ZM82 151H83V149H82ZM84 151H85V149H84ZM201 151H203V150H201ZM250 151V150H249ZM258 152H259V150H257ZM92 152V151H91ZM250 152H252V151H250ZM255 152V151H254ZM36 153V154H37ZM260 153V152H259ZM37 154V155H38ZM42 154V155H43ZM202 154V153H201ZM250 154V153H249ZM255 154V153H254ZM4 155V154H3ZM53 155H55V156H53ZM109 155H114V156H112L111 158H110V160L108 161H102V158L103 157H107V159H108V157H109ZM257 155H258V153H257ZM36 156V155H35ZM40 156V155H39ZM82 156H84L85 158H86V162H85V164L82 166V168L81 169H77L76 168V166L78 165V160L80 161V157H82ZM205 157V156H204ZM258 157V156H257ZM256 157V158H257ZM194 158V159H193ZM247 158V157H246ZM256 158H255V160H256ZM260 157H258V159H259ZM82 159H84L83 157H82ZM248 159H249V157H248ZM251 159V158H250ZM262 160V159H261ZM252 161V160H251ZM259 161V160H258ZM40 162V161H39ZM41 162H42V160H41ZM82 162V161H81ZM80 162V163H81ZM182 162V161H181ZM255 162V161H254ZM253 162V163H254ZM185 163V164H184ZM248 163H250V162H248ZM122 164V165H121ZM173 164V163H172ZM245 164H247V163H245ZM117 165H121L120 167H118ZM169 165H171V164H169ZM181 165V164H180ZM249 165V164H248ZM243 166H245V165H243ZM47 167H49V169L47 168ZM156 167V166H155ZM160 167V168H161ZM225 167V166H224ZM226 167H227V165H226ZM247 167V166H246ZM47 168V169H46ZM151 168V167H150ZM154 169V170H153ZM32 170H35V169H32ZM138 170V169H137ZM139 170H141V171H143L142 169H139ZM138 170V171H139ZM242 170H244V169H242ZM31 171V170H30ZM191 171V170H190ZM190 171H188V172H190ZM246 171H249L248 169L246 170ZM24 172V173H23ZM56 172V173H55ZM130 172V171H129ZM140 172V171H139ZM177 172V171H176ZM30 173V172H29ZM112 173V174H113ZM32 174H34V173H32ZM123 174H122V176H123ZM133 174L135 175V173L133 172ZM137 174H138V172H137ZM79 175V174H78ZM170 175V174H169ZM169 175H167L168 177H169ZM67 176H66V178H67ZM110 176V175H109ZM127 176H129V175H127ZM127 176H126V178H127ZM87 177H89V176H86V178ZM97 177V176H96ZM124 177V176H123ZM165 177V176H164ZM34 180H36V177L34 176ZM90 178V177H89ZM107 178V177H106ZM117 179V178H116ZM161 179V178H160ZM32 180H33V177H32ZM39 180V181H38ZM176 180V179H175ZM95 179L93 180V181H91L90 180V182H92V184H90L91 186H94V184H97V183H95V182H97V181H95ZM106 181V183L110 186V187H112V189L113 188H116V191L118 192V193H120V194H122V193H124V194H129L130 192V189L131 188H128L127 186H125V185H123V183H120V182H118L117 180L116 181H114V180H112V178H109L108 180H105ZM71 182H74V181H71ZM124 182V181H123ZM152 183V184H153ZM88 184V183H87ZM86 184V185H87ZM150 184V183H149ZM90 185L88 186V187H90ZM128 185V184H127ZM83 186H84V184H83ZM66 187H68L67 185H66ZM65 187V188H66ZM95 187V186H94ZM85 188V187H84ZM14 189V190H13ZM86 189V188H85ZM134 189V188H133ZM132 190V189H131ZM137 190V189H136ZM26 191V192H27ZM29 192H30V194H29ZM68 192V191H67ZM67 192H65V193H67ZM82 192V191H81ZM86 192V191H85ZM85 192H83L82 193V195H84L85 196ZM129 192V193H128ZM132 192V191H131ZM8 192H5L4 194L6 195ZM69 193V192H68ZM3 194V195H4ZM13 194H15V193H13ZM26 194V193H25ZM86 194H87V192H86ZM116 194V193H115ZM119 194V195H120ZM123 194V195H124ZM11 195V194H10ZM28 195H25L26 196V198H27V196ZM53 195V196H52ZM99 195V194H98ZM9 196V195H8ZM25 196L24 197H19V198H16V199H14V200H7V202L9 201V205L10 204H14V203H22V200H24V198H25ZM50 196H52V198H50ZM81 196V195H80ZM96 196V195H95ZM94 196V197H95ZM108 196V195H107ZM113 196V195H112ZM111 196V197H112ZM3 197V196H2ZM5 197V196H4ZM3 197V198H4ZM18 197V196H17ZM82 197V196H81ZM97 197V196H96ZM96 197H95V199H96ZM103 197V199L101 198V197H99V198H101L100 200H104V202H105V200L109 197H106L105 195L104 196H102ZM111 197H110V199H111ZM28 198H29V196H28ZM32 198V197H31ZM50 198V199H49ZM80 198V197H79ZM83 198V197H82ZM91 198V197H90ZM98 198V199H99ZM7 199H8V197H7ZM31 200V199H30ZM79 200V199H78ZM85 200V199H84ZM88 200V199H87ZM91 200H92V198H91ZM100 200H98V202H100ZM109 200V199H108ZM82 201H83V199H82ZM88 201H90V200H88ZM93 202L95 201H97V200H92ZM116 201V200H115ZM4 202H6V200L4 201ZM4 202H3V204H4ZM104 202L102 201V202H100V203H102V205L104 204ZM23 203H24V201H23ZM22 203V204H23ZM26 203V202H25ZM28 203V202H27ZM82 203V202H81ZM86 204L88 203V202H85ZM107 203V202H106ZM8 204H7V206H8ZM76 204V203H75ZM83 204H84V202H83ZM85 204V205H86ZM88 205L90 206L91 205V202H89L86 206L88 207ZM101 205V206H102ZM111 205V204H110ZM29 206V205H28ZM94 206H98L99 207V204L98 205H95V204H92V206L91 207H94ZM101 206H100V208H101ZM2 207V205L0 206V209H3V207ZM82 207V206H81ZM85 207V206H84ZM105 207H106V204H105ZM104 207V208H105ZM7 208H10V206H8ZM103 208V206H102V208L101 209H104ZM114 208V207H113ZM118 208V207H117ZM23 209V208H22ZM89 209H90V207H89ZM92 209V208H91ZM20 210V209H19ZM27 210V209H26ZM108 210V209H107ZM21 211V210H20ZM22 212V211H21ZM32 212V211H31ZM30 212V213H31ZM1 213V212H0ZM9 213V212H8ZM7 213V214H8ZM10 213H13L12 211L10 212ZM66 213V212H65ZM72 214H70L71 216H73V212H71ZM2 214V213H1ZM15 214V213H14ZM68 214V213H67ZM11 215V214H10ZM16 215V214H15ZM33 215H35V214H32V219H34V218H36V216H33ZM38 215V214H37ZM69 215V216H70ZM2 216V215H1ZM8 216V215H7ZM13 217V216H12ZM34 217V218H33ZM9 218V217H8ZM71 218V217H70ZM5 220V219H4ZM7 220V219H6ZM5 220V221H6ZM11 220V219H10ZM4 221V222H5ZM9 221V220H8ZM18 221V220H17ZM3 222V219H2V221L0 222V238H1V236L2 235H4V233L8 230H10L11 228H13V230H14V225L13 226H9L8 224H11V223H4ZM28 222V221H27ZM11 227V228H10ZM30 229V228H29ZM42 229V228H41ZM40 229V230H41ZM21 230V229H20ZM31 230V229H30ZM35 231H36V229H34ZM33 231V230H32ZM35 231H33L34 233H35ZM31 232V231H30ZM40 232H42V235L41 236H39V238H37V239H35V241H33L31 238H33L31 235H28V236H30V237H28L27 235H26V238L28 237V238H30L34 243H36V245L37 244H45V243H49L50 242V237H51V234L52 233H50L49 232V234L50 235H48L47 234V232L46 231H44L43 229H42V231H40ZM12 233V232H11ZM33 233V234H34ZM15 234V233H14ZM22 234V233H21ZM27 234H29V233H27ZM32 234V233H31ZM38 234V233H37ZM23 235V234H22ZM34 236H36V235H34ZM9 237V236H8ZM10 238H11V236H10ZM14 238V237H13ZM28 238L27 239H25V240H27L28 241ZM4 239H5V237H4ZM15 239V238H14ZM29 239V240H30ZM22 240H24V239H21V238H19V237H17L16 239H15V250H11V251H7L6 250V257H8V258H4V259H6V260H8V263H10L11 264V262H12V264H20L22 261H21V259H23V258H18V254H21L22 252H21V249H20V246H22V244H23V242L24 241H22ZM7 241H8V238H7ZM10 241V240H9ZM3 242V241H2ZM11 242H13V240H11ZM30 243V246L32 245L31 244V242H29ZM1 244V243H0ZM26 244V243H25ZM26 245H28V243L26 244ZM26 245H23L24 247H26ZM34 245V244H33ZM22 246V247H23ZM6 247V246H5ZM13 247V246H12ZM23 247V248H24ZM28 248H29V245H28ZM11 249V248H10ZM16 253H15V252ZM22 251L24 252L25 250L24 249H22ZM26 252H28V251H26ZM3 253V252H2ZM1 253V254H2ZM18 253V254H17ZM25 253V252H24ZM23 253V254H24ZM29 255V254H28ZM27 255V256H28ZM1 256V255H0ZM3 256H4V253H3ZM27 256H26V258H27ZM23 257V256H22ZM24 257H25V254H24ZM21 261L20 263H18V261L19 260ZM1 260H3L2 259V257H1ZM9 260H10V262H9ZM24 261H26L25 260V258H24ZM24 261H23V264H25L24 263ZM7 262V261H6Z\"/></svg>",
    "mask_w": 264,
    "mask_h": 264
}]
</instances>
